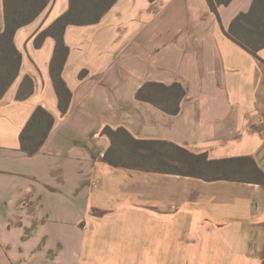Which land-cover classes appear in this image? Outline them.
Here are the masks:
<instances>
[{
  "label": "crops",
  "instance_id": "crops-1",
  "mask_svg": "<svg viewBox=\"0 0 264 264\" xmlns=\"http://www.w3.org/2000/svg\"><path fill=\"white\" fill-rule=\"evenodd\" d=\"M252 2L117 0L100 21L68 25L65 113L56 40L40 35L70 0L16 31L22 60L0 98V264H264V184L103 161L111 126L208 160L251 156L264 171V48L227 35ZM149 81L183 85L178 113L137 98ZM39 106L55 124L28 155L20 135Z\"/></svg>",
  "mask_w": 264,
  "mask_h": 264
},
{
  "label": "trees",
  "instance_id": "trees-1",
  "mask_svg": "<svg viewBox=\"0 0 264 264\" xmlns=\"http://www.w3.org/2000/svg\"><path fill=\"white\" fill-rule=\"evenodd\" d=\"M51 0H4L5 28L0 32V98L16 78L22 55L14 43L16 31L32 21L48 6ZM232 0H208L212 9L228 5ZM117 0H70L69 9L58 17L40 36L50 35L56 40L52 60V77L59 97L62 113L69 107L72 92L62 77L69 47L64 40L70 24L96 23ZM227 35L258 56L264 48V0H253L251 9L233 20ZM186 91L179 82L170 85L149 81L137 92V98L160 106L176 114ZM55 124V117L39 106L25 128L20 140L21 148L28 155L38 153ZM103 134L111 141L103 161L114 167L192 175L206 180H236L264 184V171L251 156L223 160H208L206 154L196 155L166 140L136 139L126 128L106 126Z\"/></svg>",
  "mask_w": 264,
  "mask_h": 264
}]
</instances>
